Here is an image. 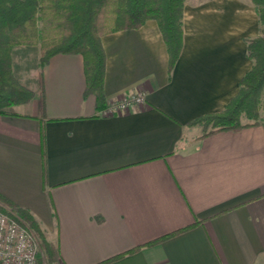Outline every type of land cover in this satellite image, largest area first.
<instances>
[{"label":"crops","instance_id":"obj_1","mask_svg":"<svg viewBox=\"0 0 264 264\" xmlns=\"http://www.w3.org/2000/svg\"><path fill=\"white\" fill-rule=\"evenodd\" d=\"M183 28L172 71L155 20L102 37L106 99L147 96L111 117L85 95L81 55L41 70L39 46L12 50L34 98L0 115V195L49 232L60 263L264 264V126L200 140L190 126L238 94L258 15L251 0H188Z\"/></svg>","mask_w":264,"mask_h":264},{"label":"trees","instance_id":"obj_2","mask_svg":"<svg viewBox=\"0 0 264 264\" xmlns=\"http://www.w3.org/2000/svg\"><path fill=\"white\" fill-rule=\"evenodd\" d=\"M187 1L0 0V115H15L9 112L10 108L28 104L34 98V93L21 85L13 73L12 50L17 46H39L41 70L57 54L81 55L86 75L85 95L96 96L99 113L110 103L104 93V35L122 30H138L148 20H155L165 40L169 70L172 71L183 50V19ZM251 2L258 15L259 24L264 26V0ZM39 23H42L41 27ZM246 56L253 62V66L241 79L238 94L223 111L204 115L190 123V126H200L203 129V133L196 140L219 132L239 131L261 124L264 126V29L260 36L247 41ZM43 158L45 162V156ZM0 206L10 209L12 215L23 219L41 238L42 254L39 263L42 264L41 259H44L47 264H57L58 250L47 241L46 233L39 227L32 213L2 195ZM193 226L180 229L144 246L160 243Z\"/></svg>","mask_w":264,"mask_h":264},{"label":"built area","instance_id":"obj_3","mask_svg":"<svg viewBox=\"0 0 264 264\" xmlns=\"http://www.w3.org/2000/svg\"><path fill=\"white\" fill-rule=\"evenodd\" d=\"M146 101L147 96L141 92L124 95L110 101L108 107L100 114L103 117H111L130 113L134 109H142ZM38 255L39 243L35 233L17 217L0 208V263L40 264Z\"/></svg>","mask_w":264,"mask_h":264},{"label":"rangeland","instance_id":"obj_4","mask_svg":"<svg viewBox=\"0 0 264 264\" xmlns=\"http://www.w3.org/2000/svg\"><path fill=\"white\" fill-rule=\"evenodd\" d=\"M194 1H198V0H194ZM199 1H204V0H199ZM39 26L41 27L42 26V23H39ZM264 29V26H261L260 25V30H259V36L261 35V30H263ZM261 119H262V114H261ZM244 121L246 122V120L244 119ZM199 128H200V130H199V133L200 134H202L203 133V129H202V127H200V126H198ZM0 208L2 209V210H6L7 212H9V214H11L12 215V213H11V211H10V209H8V208H6V207H3V206H0ZM14 216V215H13ZM22 223H24L25 225H27L26 223H25V221H23V219H20L19 217H17ZM35 218V217H34ZM36 219V218H35ZM36 221H37V219H36ZM37 223H38V225H39V227L42 229V231H44L45 233H46V239H47V241L49 242V243H51V240H50V238H49V232L47 231V230H45L42 226H41V224L39 223V221H37ZM28 226V225H27ZM29 227V226H28ZM30 228V227H29ZM31 229V228H30ZM33 230V229H32ZM34 231V230H33ZM36 234V233H35ZM36 236H37V234H36ZM37 239H38V243H39V255H38V260L41 258V255L40 254H42V248H41V238H39L38 236H37ZM52 244V243H51ZM53 245V244H52ZM54 246V245H53ZM55 247V246H54ZM56 248V247H55ZM42 261L41 262H45V260L44 259H41ZM58 263H60L59 261H58Z\"/></svg>","mask_w":264,"mask_h":264}]
</instances>
